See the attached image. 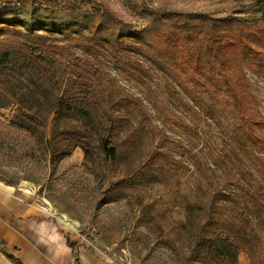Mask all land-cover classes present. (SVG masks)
<instances>
[{"label":"rangeland","instance_id":"rangeland-1","mask_svg":"<svg viewBox=\"0 0 264 264\" xmlns=\"http://www.w3.org/2000/svg\"><path fill=\"white\" fill-rule=\"evenodd\" d=\"M218 1L60 0L59 4L89 13L105 7L137 30L145 23L141 16L160 7L245 19L260 15L252 8L232 10ZM16 3L0 0V9ZM54 39L75 57L56 56L55 81L60 84L44 80L46 98L40 94L44 89L38 67L32 77L27 78V68L20 66L0 77L9 94L7 101L0 95V104L9 103L0 106V186L23 189L51 218L63 226L68 223L75 234L110 254L117 264H178L180 256H188L190 239L215 235L202 226L206 217L196 207L198 199L215 191L219 200L213 219L221 225L246 223L251 232L237 254L238 263L250 264L251 258L254 264H264V150L224 109L218 91H207L197 82L182 88L137 52L119 53L106 44L91 57L70 48L62 36ZM171 50L181 54L176 45ZM228 58L244 95L264 118V67L241 60L238 48L229 51ZM199 62L212 64L204 46ZM59 85L67 99L53 119L51 98L56 93L51 87ZM104 108L114 122L113 157L106 156L101 146ZM255 130L264 138V125ZM52 131L62 135L61 149L54 154ZM146 163L153 175L150 183L131 188L123 199L97 204L101 191Z\"/></svg>","mask_w":264,"mask_h":264},{"label":"trees","instance_id":"trees-1","mask_svg":"<svg viewBox=\"0 0 264 264\" xmlns=\"http://www.w3.org/2000/svg\"><path fill=\"white\" fill-rule=\"evenodd\" d=\"M59 2L60 0H17L13 6L7 5L0 9V77H3V71L16 66H20V70L26 67L28 71H25V76L32 77L35 67H38V78L43 82L45 90L40 94L46 98L48 87H45L44 80L55 81L59 73L53 66L56 56L62 59L75 57L69 48L53 43L56 36L64 37L70 48H76L91 57H97L99 48L106 44L119 53L137 52L182 88L187 86V82H197L207 91L217 90L224 109L251 140L264 150V138L255 130L257 125H264V118L258 113L255 102L244 95L236 70L228 58V52L238 48L243 55L241 60L250 61L253 66L264 67V0L218 1L232 10L243 7L260 13L258 17L251 19L160 7L141 16H144L145 23L140 30L118 19L105 7L89 13ZM127 41L136 43L137 47L128 45ZM174 45L180 48V55L171 50ZM203 46L211 56L212 64L209 67L202 66L199 62V52ZM2 81L4 84V80ZM56 83L60 84V81H55ZM51 89L56 93L51 98V110L55 119L65 104L67 93L66 90H60L61 85ZM2 94L7 101L9 94L5 93V85H0V95ZM6 101L0 106L8 105ZM110 109L111 105L108 106V110ZM103 115L104 137L101 146L106 156L113 157L114 147L110 145V138L115 129L114 122L106 117L105 108ZM27 116L37 121L35 117ZM24 128L28 130L27 126ZM61 136L52 131L49 140L54 148L50 153H57L61 149ZM257 168H260L258 162ZM150 170L147 163L139 166L130 176L101 191L97 204L123 199L131 188L150 183L153 178ZM261 171L264 174L263 169ZM261 178L264 180V175ZM218 200L217 192L213 191L208 198L196 201L197 209L206 217L202 226L208 231H214L215 235H197L190 239L188 256H180L178 264H239L237 254L243 250V244L251 232L246 223L221 225L213 219L212 211ZM8 257L15 264H22L12 256ZM250 264H254L251 258Z\"/></svg>","mask_w":264,"mask_h":264},{"label":"crops","instance_id":"crops-1","mask_svg":"<svg viewBox=\"0 0 264 264\" xmlns=\"http://www.w3.org/2000/svg\"><path fill=\"white\" fill-rule=\"evenodd\" d=\"M32 200L23 189L0 186V264H15L8 255L22 264H116Z\"/></svg>","mask_w":264,"mask_h":264},{"label":"built area","instance_id":"built-area-1","mask_svg":"<svg viewBox=\"0 0 264 264\" xmlns=\"http://www.w3.org/2000/svg\"><path fill=\"white\" fill-rule=\"evenodd\" d=\"M93 247H94V245H93ZM101 254H103L104 256H106L109 260H111L112 261V257L110 256V254L107 256V255H105L104 253H105V251L102 249H100V248H97V247H95ZM113 262H114V260H113ZM114 263H116V262H114ZM117 264V263H116Z\"/></svg>","mask_w":264,"mask_h":264}]
</instances>
